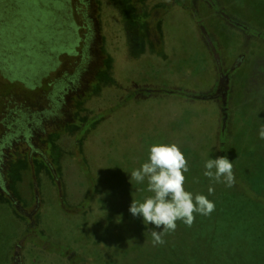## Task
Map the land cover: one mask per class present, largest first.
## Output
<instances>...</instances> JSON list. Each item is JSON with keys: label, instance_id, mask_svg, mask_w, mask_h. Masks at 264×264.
<instances>
[{"label": "rangeland", "instance_id": "1", "mask_svg": "<svg viewBox=\"0 0 264 264\" xmlns=\"http://www.w3.org/2000/svg\"><path fill=\"white\" fill-rule=\"evenodd\" d=\"M47 1L0 0V264H90L96 253L101 259L91 264H142V256L126 250L136 236L124 229V203L152 193L146 180H130V172L147 160L150 144L164 140L189 147L183 151L186 190L195 195L215 186L203 175L204 162L225 156L212 140L226 132L222 115H228V94L240 71L237 81L243 73L249 79L246 88L244 81L236 87L237 142L257 136L258 145L251 154L238 151L233 199L216 197L214 215L197 214L189 227L205 244L214 236L211 247L223 260L264 264V188L252 192L264 186L258 134L264 94L255 100L244 93L257 89L249 84L251 53L259 50L264 62V0H66L75 7L72 34L64 31L71 19H50ZM47 24L53 39L72 48L52 51L61 45L49 47ZM24 34L39 43L38 53L30 51L33 66L20 62L30 71L19 77L4 57L14 52L15 40L24 48ZM39 54L56 64L32 74L42 66ZM261 82L257 91L263 92ZM100 200L116 208L113 219L107 214L108 231L96 222ZM176 223L171 245L185 239L188 227ZM68 245L74 250L64 251Z\"/></svg>", "mask_w": 264, "mask_h": 264}, {"label": "trees", "instance_id": "2", "mask_svg": "<svg viewBox=\"0 0 264 264\" xmlns=\"http://www.w3.org/2000/svg\"><path fill=\"white\" fill-rule=\"evenodd\" d=\"M16 7H17L15 9L16 12H19L20 11L19 9L21 8V6L18 5V3H17ZM44 8L47 11L51 12L50 19L51 18H53V19L58 18L62 21L64 20L65 24H68V21L72 18L73 9L75 7L74 8L69 7V4L67 3L66 0H48L46 2V5L43 6V9ZM77 11H78V9H77ZM16 18L17 19L19 18V20L21 19L22 22L26 23V21L22 20L23 16L21 14L19 15L17 13ZM50 21L52 22V20H50ZM72 21L73 20L71 19V22L69 23L70 26H68V25L65 26L66 28H64V31L66 33H68V32L70 33L69 27H71V26H73V28L75 29L76 25H75L74 21H73V23H72ZM6 22L8 23V21H6ZM8 25H9V23L7 24V26ZM46 28H47L46 31H48V33H49L48 34L49 37L46 40V42H48V44H49V47L51 44L53 46H56L55 48H58V45H61V47L59 49H51L52 51H64V47L68 48V49L72 48L73 45L71 42L65 44V42L59 41L56 37L53 39L52 35L55 34V31L53 32V31L49 30V24L46 25ZM239 28H241V27H239ZM58 31H60V29ZM58 33L63 34V32H58ZM255 33H254V36L256 37V39L259 38L255 35ZM70 34H72V33H70ZM23 36L24 37H22L21 41L26 42L24 44V48L21 47L20 43H18V40H15L14 44H12V47H14V49H15L14 52L11 51V53L8 54V56H6V58L4 57V59L8 60L5 62L7 64L6 68L7 67L12 68L14 70V73L19 77L22 76V75H20V73H26L27 74L28 71H30V69L23 70L22 68H20L19 67L21 64L20 62H23L24 59H26L27 62L33 66L34 63H33V58L30 57V55H31L30 51L33 50L36 53H38V49H36V46H38V44H39L34 38L32 39V37H31V39H30L29 35L24 34ZM259 36L261 38V41L264 42V34H260ZM52 40H53V42H52ZM245 46H247V45L245 44ZM262 51H264V49H262ZM39 55H40L39 63L42 64V66L40 69L35 67L32 70V74H35L34 72L39 73L42 69L46 70V69L53 68L54 65L56 64V63H54V61H50V59H49L50 57L49 58L47 57V59H46V56H44L42 54H39ZM251 55H252L251 57H255V63L253 66L255 68V70H254L253 74L251 72L253 78L251 79V81L249 80V84L251 86L255 85L257 87V89L254 90V92H250L247 89L248 91L244 92V93H246L247 95L252 94L256 100V98H258L259 96H262V94H264V91L261 92L262 90L257 91L260 89V85L262 84L261 81L264 82V62L259 60L260 55H261V54H259V50L252 52ZM20 56L23 57V59H21ZM43 56L45 57V59ZM256 58H257V60H256ZM239 73H241V71L237 72V74H239ZM237 74L234 73V76H233L234 78L232 81V89H230L229 94H228V102H229L228 109H227L228 115H226V116L222 115L223 117H225L227 119L226 132L224 130V132H222V133H219V134L217 133V136L215 137V141L212 140L213 144H215V145L217 144L219 151L222 154H224L225 156H227V158L230 161H232L233 173L236 169L237 156L239 153L238 151L241 150L242 148H244V149L246 148V150H247L246 152L248 154H251L252 151H255L256 146L258 145L257 140H256L257 136H254V138L253 137L248 138L247 140H245V143H243V142L240 143V141L237 142L239 139V138L237 139V135H238L237 125L238 124H237V120H236L238 109L235 108V104L238 103L237 99L239 98V96H238L239 93L236 91V87L239 83L241 84V82L244 81V82H242V85L244 86L242 88H246V86L248 84V79H249V75L246 74L243 76V74H244L243 73V74H241V80L237 81L235 78L236 76H238ZM31 76H34V75H31ZM26 77L28 79H30L26 75H23L22 79H26ZM242 95L244 96V94H242ZM258 103H260L259 107H263V109H264V97H263V101L258 102ZM187 114L190 116L189 112H187ZM196 114L199 116L200 111H197ZM3 123L4 122L2 120H0V124H3ZM211 127H212V129L210 130V132L212 133L214 126H211ZM8 128H9V126H8ZM199 134H196V137H198ZM240 144H241V146H240ZM181 150L187 151V150H189V147H187L186 149H184V147H183V148H181ZM242 156L244 158H246L245 154H243ZM237 173L236 174L234 173V182L236 179H238ZM234 182H233V184H234ZM218 184H222V186H218ZM232 185H231V187L227 186V184L223 181V178H222L220 181H216L215 186H204L203 188H199L198 193L205 194L206 196H208V198L210 200L214 201L215 202V210H218L217 206H219V203H220L218 201L219 198H221V199L223 198L226 200L228 197L233 199V197L235 196L234 193L236 192L235 188L237 186H232ZM210 187L213 189L211 194H209V192H208V189ZM0 188L5 189V187L3 185L0 186ZM242 188H243V186H241V189ZM261 188H264V186H254V189L252 192L257 193L259 190H261ZM103 195H107V194L104 193ZM0 197H4V196L1 194ZM120 197L122 199V196H120ZM216 197L218 199H215ZM100 203L103 204V205H101L102 206V208H101L102 209V213H101L102 219H98L96 222L99 223L105 231H108L109 228L107 225V221H108V215L107 214H109L111 216V219H113L114 218L113 212L116 210V208H114V210H113V207L109 209L107 206V205H109L107 200L105 203H103V201L100 200ZM123 203H124V200H123ZM131 203L132 202L130 200H128V199L125 200L124 205L126 207V214L124 215L123 221H125L124 222V229L126 231L130 232L132 235L136 236L135 238L131 237L132 239H135L136 243L130 247H127L126 250H128V249L133 250V251L138 253L137 256H142L145 259L142 264H200V263H206V262L212 261V260H214L215 264H226V263L232 264V261L229 258L226 260H223L221 258L222 256H221L218 248H216V247L212 248L211 247L212 242H215L214 240H216V238L214 236L211 238V240H209L205 244V242H203L201 240L204 238L198 239L197 237L199 234H196L197 231L195 229L190 228L189 226L186 227V229L183 230V233H182L183 236L185 235V239H182L181 241H180V239H178L174 242L173 245H171L170 243H168V239H169V237L175 236V234L173 233L174 231H169L164 235V241H165L164 244L157 245L156 248H149L147 246L148 244L145 245V243H147L146 240H149L150 243H152L151 231H153L154 230L153 228H155L156 226L154 224H151V223L148 225H145L140 216H133L129 211V206ZM254 203L257 206L261 205V203L258 200H255ZM196 215L197 214H194V216H196ZM213 215H214V213H213ZM181 226L184 227V223H182ZM161 228H162V226H161ZM157 230H161V229H157ZM202 230L204 231L205 229L202 227ZM175 233H176V231H175ZM120 236L125 237L123 234L118 235V237H120ZM206 237H207V235L205 236V238ZM131 238H128L130 242H132ZM176 238H178V237L176 236ZM189 241L191 242V244L193 242V244L191 245L190 243H188ZM190 246H193V247H190ZM14 247H15V244H14ZM69 248L74 250L72 248V246L68 245V248L64 249V251L68 250ZM190 248H194V250H192L190 252ZM216 250H217V253L214 252ZM116 252H119V251H115L113 253V255L116 256V254H115ZM212 252H213V254H212ZM225 254H228V253H225ZM225 254L223 255V257H227ZM15 255H16V251L14 249V253L12 254L13 260L16 259ZM101 256H102L101 254L96 253L95 256H92L91 261H89V260H86V261H89V263L91 264L92 261L101 259ZM127 256H128V254H127ZM66 257L67 256L65 255L64 259H68Z\"/></svg>", "mask_w": 264, "mask_h": 264}, {"label": "clouds", "instance_id": "3", "mask_svg": "<svg viewBox=\"0 0 264 264\" xmlns=\"http://www.w3.org/2000/svg\"><path fill=\"white\" fill-rule=\"evenodd\" d=\"M258 134L264 139V126ZM188 172L189 165L180 146L164 140L150 144L147 160L130 172V180L137 183L146 180L147 190L152 193L142 201L133 200L129 211L133 216H140L145 225L151 223L156 226L151 231L154 245L165 243L164 235L177 228L178 220L191 226L195 220L194 213L207 216L215 210V202L208 196L202 193L194 195L185 189V173ZM203 175L216 181L223 178L231 187L234 182L233 163L227 156L209 157L204 162ZM212 191L210 187L209 194Z\"/></svg>", "mask_w": 264, "mask_h": 264}, {"label": "flooded vegetation", "instance_id": "4", "mask_svg": "<svg viewBox=\"0 0 264 264\" xmlns=\"http://www.w3.org/2000/svg\"><path fill=\"white\" fill-rule=\"evenodd\" d=\"M15 261H16V259H15Z\"/></svg>", "mask_w": 264, "mask_h": 264}]
</instances>
